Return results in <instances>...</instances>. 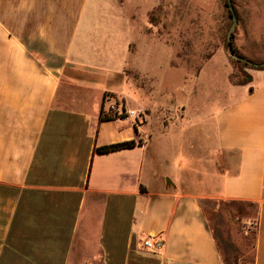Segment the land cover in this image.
Returning <instances> with one entry per match:
<instances>
[{
	"label": "crops",
	"instance_id": "1",
	"mask_svg": "<svg viewBox=\"0 0 264 264\" xmlns=\"http://www.w3.org/2000/svg\"><path fill=\"white\" fill-rule=\"evenodd\" d=\"M89 1L0 0V264H264V68L215 86L227 101L179 143L172 110L157 119L127 74L152 77L151 37L125 32L120 47L129 26ZM114 96L145 120H102ZM131 139L142 143L96 151ZM204 201L223 221L237 213L243 235L254 226L251 263L232 261L241 243L213 230Z\"/></svg>",
	"mask_w": 264,
	"mask_h": 264
},
{
	"label": "rangeland",
	"instance_id": "2",
	"mask_svg": "<svg viewBox=\"0 0 264 264\" xmlns=\"http://www.w3.org/2000/svg\"><path fill=\"white\" fill-rule=\"evenodd\" d=\"M89 3V7L96 5L99 9L106 8L101 13L102 18L116 12L121 27L129 26L121 28L118 34L121 39L117 45L120 44V47L125 45L126 33H131L132 37H139V33L151 37L153 44L150 46L156 60L151 65L152 77L144 76L131 66L127 68V74L135 86L136 99L140 105L145 104L153 109L157 119L164 114L161 107L172 110L168 115V122L172 124L167 134L179 143H184L188 138L195 140L199 130L198 117L205 114L207 126L208 120L212 121L214 111L227 101L217 93L216 88H224V81L227 80L233 85H240L235 81H247L259 67L254 63L264 62V0H232L238 15L233 44L238 51L236 54H241L239 56L245 59L240 60L249 63V66L239 64L240 67L234 61L238 58L229 53L228 38H225L226 33L227 37L229 35L233 20L228 29L224 0H90ZM153 11L158 22L156 26L150 22ZM163 41L168 44V49L164 43L160 44ZM88 44V48L95 46L99 52L106 53L101 42ZM132 46V51L137 54L139 43ZM232 73L235 74L233 79ZM137 104L136 101L129 102L128 108L121 98L114 96L105 113L125 116L131 110L139 112ZM181 106L184 107V117L181 116ZM139 113L137 120L143 122L145 113L143 110ZM232 157L235 158L236 153ZM235 204H224L222 209L237 212L238 206ZM204 207L213 230L226 235L230 229L237 235L241 245L240 249H232V261H236L239 257L237 254L241 253L240 257L251 263L254 226L249 225L247 235H243L242 222L236 217L237 213L233 212L227 221H223L215 215L209 201H204ZM253 211L249 209V212Z\"/></svg>",
	"mask_w": 264,
	"mask_h": 264
},
{
	"label": "trees",
	"instance_id": "3",
	"mask_svg": "<svg viewBox=\"0 0 264 264\" xmlns=\"http://www.w3.org/2000/svg\"><path fill=\"white\" fill-rule=\"evenodd\" d=\"M233 4V3H232ZM224 6L226 7V13H225V15H224V17H225V19L228 21L227 23H228V29H229V26H230V24H231V22H232V20H233V15H237V12H236V6H234L233 5V7H234V9L233 10H231L230 8H229V3H228V0H224ZM154 12L155 11H153L152 13V15H151V20H150V22L153 24V25H157V21H156V16L154 15ZM237 17H238V15H237ZM225 38L227 39L228 37H227V33H226V35H225ZM233 39H234V32H233V34H232V45H233V49H234V51H235V53H238V51H237V49H236V47L234 46V44H233ZM227 44H228V41H227ZM229 46V45H228ZM240 56H242L241 54H239ZM234 61H236V63H237V66H239V64H241L242 66H249V63L248 62H246V61H242V60H240V59H235ZM240 67V66H239ZM256 68H264V66H259V67H256ZM238 70V69H237ZM231 79H233L234 77H235V74L234 73H232V75H231ZM249 81H251V76H250V78L249 79H247V81H239V82H237V81H235V83H237V84H246V83H248ZM100 118L102 119V120H105V119H113V118H115L114 116H112V115H109V114H107V113H105L103 110H102V112H101V114H100ZM142 142H141V139H131V140H126V141H122V142H117V143H111V144H106V145H103V146H99V147H96V151L97 152H101V153H103V152H111V151H115V150H119V149H123V148H130V147H135V146H137L138 144H141Z\"/></svg>",
	"mask_w": 264,
	"mask_h": 264
},
{
	"label": "built area",
	"instance_id": "4",
	"mask_svg": "<svg viewBox=\"0 0 264 264\" xmlns=\"http://www.w3.org/2000/svg\"><path fill=\"white\" fill-rule=\"evenodd\" d=\"M129 114H131V115H133V114L138 115V112L137 111L135 112L134 110H131V111H129L127 113V115H129ZM127 115H125V116H127ZM112 116H114L115 118L116 117H123V116H120V115H117V114L116 115H112ZM142 246H143V248H145L147 250L155 251V250L159 249L162 246V241H160L159 239H157L155 236L150 235V236L146 237L143 240Z\"/></svg>",
	"mask_w": 264,
	"mask_h": 264
},
{
	"label": "water",
	"instance_id": "5",
	"mask_svg": "<svg viewBox=\"0 0 264 264\" xmlns=\"http://www.w3.org/2000/svg\"><path fill=\"white\" fill-rule=\"evenodd\" d=\"M228 3H229V8L231 10L234 9L233 7V4H232V0H228ZM237 23H238V17L237 15H233V25L231 27V29L229 30V35H228V45H229V53L234 56L235 58H238V59H243L245 60L244 58H241L238 54L235 53L234 49H233V45H232V34L237 26ZM254 65L256 66H264V62H261V63H254Z\"/></svg>",
	"mask_w": 264,
	"mask_h": 264
}]
</instances>
